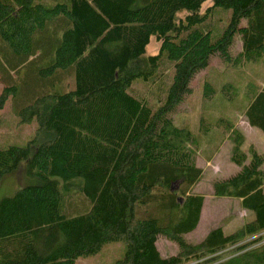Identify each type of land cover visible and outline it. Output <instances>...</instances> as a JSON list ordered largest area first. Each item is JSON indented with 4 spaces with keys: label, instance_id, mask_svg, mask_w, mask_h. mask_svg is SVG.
I'll return each instance as SVG.
<instances>
[{
    "label": "trees",
    "instance_id": "1",
    "mask_svg": "<svg viewBox=\"0 0 264 264\" xmlns=\"http://www.w3.org/2000/svg\"><path fill=\"white\" fill-rule=\"evenodd\" d=\"M207 1L0 0V128L6 104L17 126H36L24 145L12 125L0 135V183L24 162L40 179L0 201V264H264V153H245L229 119L240 169L215 179L213 195L239 200L254 218L230 233L219 226L199 242L187 238L205 201L192 193L203 176L201 143L174 114L213 57H264V0H212L202 12ZM217 8L231 14L213 38L205 22ZM153 38L156 55L147 53ZM140 84H157L154 102L137 93ZM230 88L207 82L204 97ZM245 94V117L264 132V84ZM70 186L87 205L67 204ZM160 237L177 252L164 256Z\"/></svg>",
    "mask_w": 264,
    "mask_h": 264
},
{
    "label": "rangeland",
    "instance_id": "2",
    "mask_svg": "<svg viewBox=\"0 0 264 264\" xmlns=\"http://www.w3.org/2000/svg\"><path fill=\"white\" fill-rule=\"evenodd\" d=\"M212 5L213 1L208 0L201 11L205 12ZM230 14L229 9L217 8L212 16L206 20V25L212 29L213 38L219 36L227 27ZM242 49L241 34L237 33L231 46L232 57L239 59ZM159 52L160 43L153 38L147 48V53L156 55ZM164 73V77H172L170 65L166 66ZM207 82L216 88L229 84L231 88L227 92H219L212 98H206L204 91ZM251 83L257 87L264 84V57L257 61L226 63L215 56L210 65L197 74L191 84V95L174 114L175 122L180 126H188L196 134H199L201 143L197 154V165L203 169V176L200 182L193 187L192 193L202 194L205 196V201L198 227L187 236L191 242L201 241L215 227L221 226L225 233H230L254 218L253 214L242 208L239 200L215 197L212 187V182L215 179L228 178L240 169L231 160L233 143L229 138V133L224 130L227 122L223 118L231 120L244 135L242 149L245 153L249 155L251 148L259 153H264V132L259 128L250 126L244 114L250 104V99L245 94V87ZM3 86L0 82V96ZM136 90L137 93L146 94L153 102L158 92L157 84L150 88L140 84ZM1 114L4 121L0 128V135L8 132V127L12 125L10 130L13 132L14 140L24 145L32 137L35 124L26 127L17 126V123L14 122L16 118L12 115L8 104ZM206 128L209 129L210 134L205 132ZM2 137L5 138L6 135ZM39 180L28 174V163H22L1 180L0 201L27 185L38 184ZM64 183L63 180H60L61 186H64ZM70 192L73 195L68 197V205L77 208L88 204L87 200L79 194V189L76 186H70ZM157 247L164 256L175 254L178 249L176 244L164 237L158 239ZM78 264H111V261L109 259L80 260Z\"/></svg>",
    "mask_w": 264,
    "mask_h": 264
},
{
    "label": "crops",
    "instance_id": "3",
    "mask_svg": "<svg viewBox=\"0 0 264 264\" xmlns=\"http://www.w3.org/2000/svg\"><path fill=\"white\" fill-rule=\"evenodd\" d=\"M210 134V132H208Z\"/></svg>",
    "mask_w": 264,
    "mask_h": 264
}]
</instances>
